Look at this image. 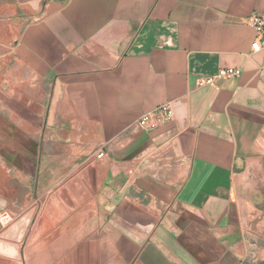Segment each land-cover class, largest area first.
I'll use <instances>...</instances> for the list:
<instances>
[{
  "label": "crops",
  "instance_id": "0c3cea01",
  "mask_svg": "<svg viewBox=\"0 0 264 264\" xmlns=\"http://www.w3.org/2000/svg\"><path fill=\"white\" fill-rule=\"evenodd\" d=\"M263 10L0 0V234L34 210L0 264H264V48L242 21Z\"/></svg>",
  "mask_w": 264,
  "mask_h": 264
},
{
  "label": "built area",
  "instance_id": "2783aa9c",
  "mask_svg": "<svg viewBox=\"0 0 264 264\" xmlns=\"http://www.w3.org/2000/svg\"><path fill=\"white\" fill-rule=\"evenodd\" d=\"M250 25L255 31V40L251 44L252 51H258L264 48V10L253 12L242 20ZM241 73L240 68L226 67L219 68L216 72L198 76L195 80L197 88L203 86H214L218 80L238 76ZM173 115V110L170 102H165L156 106L153 109L142 112L137 118V125L144 130L151 131L160 125L166 123ZM104 152L98 150L97 157H102ZM13 219L12 214L5 211H0V222L8 224Z\"/></svg>",
  "mask_w": 264,
  "mask_h": 264
},
{
  "label": "water",
  "instance_id": "95a60500",
  "mask_svg": "<svg viewBox=\"0 0 264 264\" xmlns=\"http://www.w3.org/2000/svg\"><path fill=\"white\" fill-rule=\"evenodd\" d=\"M34 210H30L19 217L11 226L0 234V255L13 259H19V250L17 242L24 237L26 229L30 223ZM3 239L14 241V243L6 242Z\"/></svg>",
  "mask_w": 264,
  "mask_h": 264
}]
</instances>
